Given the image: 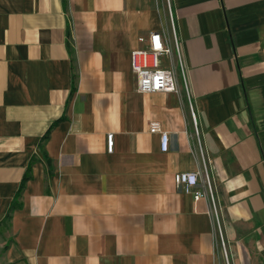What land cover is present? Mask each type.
Returning <instances> with one entry per match:
<instances>
[{"label":"crops","instance_id":"crops-1","mask_svg":"<svg viewBox=\"0 0 264 264\" xmlns=\"http://www.w3.org/2000/svg\"><path fill=\"white\" fill-rule=\"evenodd\" d=\"M170 9L189 94L139 92ZM0 264H264V0H0Z\"/></svg>","mask_w":264,"mask_h":264},{"label":"built area","instance_id":"built-area-1","mask_svg":"<svg viewBox=\"0 0 264 264\" xmlns=\"http://www.w3.org/2000/svg\"><path fill=\"white\" fill-rule=\"evenodd\" d=\"M170 20L172 23L171 35L161 30L151 31L148 35L139 37V41L145 43V46L132 51L131 65L137 78V90L139 92H178L180 90L179 79L181 78L184 89L189 94L181 42L176 31L171 9ZM189 102L191 116L197 128L196 113L190 99ZM149 131L160 135L161 150L163 152L168 151L169 133L163 129L162 124L157 120H152L149 125ZM107 148L109 152L114 149L113 133L107 135ZM199 175L197 171L176 173L174 180L177 188L186 193L194 194V198L198 200L206 195L199 188ZM206 181L209 188L207 195L210 197L212 205L211 212L217 217V208L208 174H206Z\"/></svg>","mask_w":264,"mask_h":264},{"label":"trees","instance_id":"trees-1","mask_svg":"<svg viewBox=\"0 0 264 264\" xmlns=\"http://www.w3.org/2000/svg\"><path fill=\"white\" fill-rule=\"evenodd\" d=\"M48 162H49V160H48ZM29 176H30L29 174H26V176H25V178H24V180L22 182V186L20 188V191H18V193H17V195H16V197L14 199V202L12 203V209L17 207V206H19V203L17 202V198L21 195L23 185L25 184V181L29 178ZM8 217H9V215H8Z\"/></svg>","mask_w":264,"mask_h":264}]
</instances>
